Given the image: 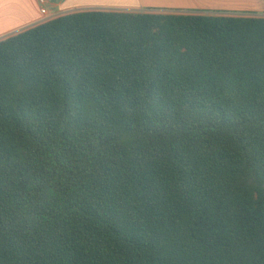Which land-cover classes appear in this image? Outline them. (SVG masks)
Masks as SVG:
<instances>
[{
  "label": "trees",
  "instance_id": "obj_1",
  "mask_svg": "<svg viewBox=\"0 0 264 264\" xmlns=\"http://www.w3.org/2000/svg\"><path fill=\"white\" fill-rule=\"evenodd\" d=\"M0 264H264V16L0 40Z\"/></svg>",
  "mask_w": 264,
  "mask_h": 264
},
{
  "label": "crops",
  "instance_id": "obj_2",
  "mask_svg": "<svg viewBox=\"0 0 264 264\" xmlns=\"http://www.w3.org/2000/svg\"><path fill=\"white\" fill-rule=\"evenodd\" d=\"M108 0H45L41 5L38 0H0V40L20 32L27 31L54 18L78 13L91 3ZM233 1L235 4H232ZM87 4V5H86ZM95 5V4H94ZM101 5V4H100ZM247 8H244L246 7ZM44 7L48 15L40 12ZM115 8L97 10H116L117 12H161V13H197L206 15L246 16L244 12L264 14V7L256 0H124ZM88 10H94L89 7ZM239 10L235 13L230 10ZM94 10V11H97ZM87 11V10H86ZM212 12L213 14H210ZM214 12H222L214 14ZM264 16V15H255Z\"/></svg>",
  "mask_w": 264,
  "mask_h": 264
},
{
  "label": "rangeland",
  "instance_id": "obj_3",
  "mask_svg": "<svg viewBox=\"0 0 264 264\" xmlns=\"http://www.w3.org/2000/svg\"><path fill=\"white\" fill-rule=\"evenodd\" d=\"M57 1H60V0H57ZM122 1L124 0H108V2L106 1H101V2H98V3H91V4H86L87 6H83L84 8H79V11L82 12V11H86L88 9H90L89 7H94V10H97V9H109V8H115L113 6H116L119 5V3H121ZM256 2H261L262 3V6L264 7V0H256ZM232 4H235L233 1H231ZM95 4V5H94ZM101 4V5H100ZM244 8H247L244 7ZM230 11H233L235 13H239L240 11L239 10H235V9H231ZM217 13H222V12H214V14H217ZM210 14H213L212 12H210ZM243 14H248V15H251V16H255V15H264L263 13H259V14H253L251 12H244Z\"/></svg>",
  "mask_w": 264,
  "mask_h": 264
},
{
  "label": "built area",
  "instance_id": "obj_4",
  "mask_svg": "<svg viewBox=\"0 0 264 264\" xmlns=\"http://www.w3.org/2000/svg\"><path fill=\"white\" fill-rule=\"evenodd\" d=\"M38 1L41 5H43L45 3V0H38ZM40 12H41V14H43L45 16L48 15V12L44 7H41Z\"/></svg>",
  "mask_w": 264,
  "mask_h": 264
}]
</instances>
